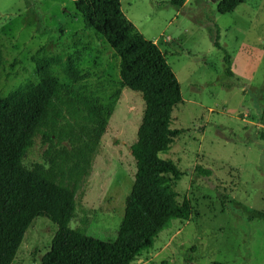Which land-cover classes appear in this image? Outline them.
<instances>
[{"label": "rangeland", "instance_id": "obj_1", "mask_svg": "<svg viewBox=\"0 0 264 264\" xmlns=\"http://www.w3.org/2000/svg\"><path fill=\"white\" fill-rule=\"evenodd\" d=\"M219 1L121 0L180 82L183 102L172 127L184 132L161 157L178 165L177 199L188 198L194 209L190 220L170 221L131 264H264V0H245L228 13L218 11ZM0 52L4 97L37 84V62L47 57L61 82L88 90L110 111L71 227L115 238L136 173L131 149L145 111L142 94L122 84L119 57L87 27L74 0H0ZM78 53L86 77L73 81L63 65ZM47 148L37 135L23 165L48 167ZM198 166L212 174L198 175ZM56 231L47 216L34 218L12 264L40 262Z\"/></svg>", "mask_w": 264, "mask_h": 264}, {"label": "trees", "instance_id": "obj_2", "mask_svg": "<svg viewBox=\"0 0 264 264\" xmlns=\"http://www.w3.org/2000/svg\"><path fill=\"white\" fill-rule=\"evenodd\" d=\"M182 3L183 0H172ZM245 0H220L221 13L232 12ZM88 28L100 33L119 57L122 84L140 92L145 111L132 146L136 173L126 199L123 219L113 239L71 227L76 194L91 174L110 111L89 96L59 80L53 59L37 62V84L4 97L0 92V264H12L24 234L37 216H47L57 231L50 249L36 264H131L174 219L190 220L193 206L177 199L174 178L179 167L167 153L184 130L173 128L174 109L183 102L180 82L158 44L146 38L125 15L121 0H74ZM215 44L220 47L218 38ZM82 54L68 55L63 70L73 81L86 74L79 67ZM230 64V56H226ZM3 58L0 52V70ZM264 123V121H263ZM48 144V167L29 169L23 159L37 135ZM210 176L212 170L198 166ZM212 264H232L214 261Z\"/></svg>", "mask_w": 264, "mask_h": 264}, {"label": "built area", "instance_id": "obj_3", "mask_svg": "<svg viewBox=\"0 0 264 264\" xmlns=\"http://www.w3.org/2000/svg\"><path fill=\"white\" fill-rule=\"evenodd\" d=\"M246 114H248V111H246Z\"/></svg>", "mask_w": 264, "mask_h": 264}, {"label": "crops", "instance_id": "obj_4", "mask_svg": "<svg viewBox=\"0 0 264 264\" xmlns=\"http://www.w3.org/2000/svg\"><path fill=\"white\" fill-rule=\"evenodd\" d=\"M153 41H155V40H153ZM156 42V41H155ZM157 43V42H156Z\"/></svg>", "mask_w": 264, "mask_h": 264}]
</instances>
